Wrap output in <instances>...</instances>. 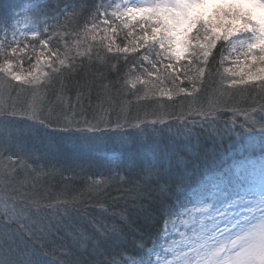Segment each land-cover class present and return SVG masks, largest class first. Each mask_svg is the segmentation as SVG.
<instances>
[{"label":"snow or ice","instance_id":"6c2138e0","mask_svg":"<svg viewBox=\"0 0 264 264\" xmlns=\"http://www.w3.org/2000/svg\"><path fill=\"white\" fill-rule=\"evenodd\" d=\"M230 56L235 67H224ZM134 104L148 110L143 119H129ZM38 128L113 147L67 163L56 145L27 144ZM128 129L185 138L199 129L264 150V0H26L0 21V264H44L49 243L58 264H264V158L196 191L183 178L173 189L165 177L183 157L159 142L125 152ZM94 164L103 170L90 172ZM57 176L83 190L44 205L56 223L37 226L38 186ZM113 189L146 216L143 201L177 196L151 247L141 236L126 253L116 223L89 218V231L75 222L86 199ZM127 213L109 214L127 222ZM170 231L177 238L159 244Z\"/></svg>","mask_w":264,"mask_h":264},{"label":"trees","instance_id":"16d2710c","mask_svg":"<svg viewBox=\"0 0 264 264\" xmlns=\"http://www.w3.org/2000/svg\"><path fill=\"white\" fill-rule=\"evenodd\" d=\"M25 2L26 0H0V21L10 17L14 11L18 12ZM56 2L57 0H50L53 7H55ZM59 3L60 6L63 7L64 0H59ZM234 61L235 56H230L228 61L225 62L224 67H235ZM25 68H27V65H25ZM221 71H223V69H221ZM71 94L74 95V92ZM146 111L148 110L145 106L134 104L131 107L129 119H135L137 117L143 119ZM91 115L92 113L89 111V116ZM148 118L150 119L152 117L149 115ZM112 119H116L115 112L112 113ZM133 131L134 129L127 130L131 137V142L126 147V152L130 151L132 153L142 154L159 142L162 146H169L174 149L180 157H183L186 166L176 167L177 158H174L171 174L170 176L165 177L173 189L176 187V182L183 178L185 186L192 191H196L207 182L211 176L218 175L230 169L234 170L235 166L246 158L257 161L264 158V150L260 148L259 144L253 148L241 150L238 146L230 144L226 138L223 141L218 138L213 141L206 133L201 132L199 129H196V133L189 138L173 136L166 131L162 133H154L149 129L144 134V142L138 140V136H136ZM40 135L41 137L48 136V138L54 136L57 139L60 138L59 135H65L64 138L69 139L66 134L49 128H41ZM56 146L61 149L65 144H58ZM188 146H191V151H188ZM128 186L129 185H122L120 187L126 188ZM153 187L155 188L156 186L154 185ZM77 189L83 190L81 182H78L75 186L69 185L65 188L64 182L60 177L54 178L53 182L50 181L48 187L42 189L40 193L37 194L41 198L42 206L39 215H41L42 218L41 221L36 223V225L39 226L42 223L47 224L49 220L55 225L57 218L49 209L44 207V205L49 202H55L57 200H63L66 197H71ZM121 195V192L113 189L110 191V194L105 197L90 200L86 199L85 203L80 206V215L76 218L75 222L78 224L83 223L84 227L89 231H91V228L86 223L89 218L103 221L109 226L116 223L122 229V232L126 237V243L122 246L125 252L135 254L133 240H139L141 236H143L144 239L149 241L148 246L151 247V240H149V237L153 236L162 228V214L165 213L171 205L177 204V196H172L163 202L157 200L150 205L147 200L143 201L150 213L146 216L145 213L133 208L132 201H128V203L125 204L122 199H113L114 197H120ZM180 198L183 199L182 196ZM124 207L128 208L127 215L129 218L127 222L121 221L118 216H111L109 214L114 210L119 211ZM103 208H107L108 213H105ZM64 234V229L61 228L59 235L64 236ZM160 239L158 240L159 244H161ZM65 240L71 244V240L68 237H65ZM59 243L61 242L57 240L56 244ZM110 243V241L106 243L105 247H108V244ZM46 249L47 254L42 256L44 264H58V253L55 251V246L49 243L46 245Z\"/></svg>","mask_w":264,"mask_h":264},{"label":"rangeland","instance_id":"374dc122","mask_svg":"<svg viewBox=\"0 0 264 264\" xmlns=\"http://www.w3.org/2000/svg\"><path fill=\"white\" fill-rule=\"evenodd\" d=\"M133 132L136 136H138V140H140L141 142L145 141L144 134L138 132L137 130H134ZM40 133H41V128H38L33 134L24 137L23 139H26L27 144L29 146L35 145L37 148L41 149V151L44 150L45 145L65 144V146L61 147L60 151L63 154L64 162L67 163L79 162L81 159H85V158L91 161L98 160L100 157L104 155L105 152L109 151L113 147L111 143L105 146L98 144H87L81 141H77L75 139L70 140L64 138L65 135H59L60 138L58 139L54 136L52 138L51 137L48 138V136L41 137ZM54 141H56L58 144ZM126 147L124 149L125 152H126ZM102 170H103L102 168L96 166L95 164L89 169L90 172H99ZM50 181L53 182V179H45L41 181L40 185L38 186L36 194H39L42 189H46ZM41 218L42 216L38 214L33 217V220L35 221V223H37L41 221ZM177 224L182 228V226L179 224V221H177ZM175 238H177L176 234L170 231L167 235L161 237L160 243L165 244L167 241H170Z\"/></svg>","mask_w":264,"mask_h":264}]
</instances>
